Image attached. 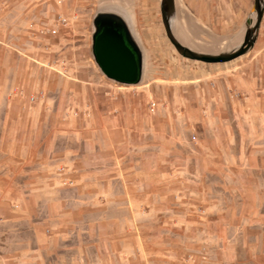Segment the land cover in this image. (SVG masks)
Returning <instances> with one entry per match:
<instances>
[{"label": "rangeland", "instance_id": "obj_1", "mask_svg": "<svg viewBox=\"0 0 264 264\" xmlns=\"http://www.w3.org/2000/svg\"><path fill=\"white\" fill-rule=\"evenodd\" d=\"M118 7L136 84L92 55L95 16ZM0 179L6 264L38 259V229L50 264H264V41L206 64L176 52L160 0H0Z\"/></svg>", "mask_w": 264, "mask_h": 264}, {"label": "water", "instance_id": "obj_2", "mask_svg": "<svg viewBox=\"0 0 264 264\" xmlns=\"http://www.w3.org/2000/svg\"><path fill=\"white\" fill-rule=\"evenodd\" d=\"M251 19L246 24L241 43L228 51L218 54H206L193 51L181 44L175 37L172 22L175 16V0H160V16L165 35L176 52L184 59L206 64H219L233 61L248 53L256 42L259 28L264 16V0H253ZM99 10L97 15L102 14ZM103 28L96 38L92 36V55L101 72L113 81L121 84H136L141 79L143 57L140 48L133 40L132 28L128 24L117 22L114 25L104 17ZM251 21V23H250ZM126 27V28H125ZM135 43V44H134Z\"/></svg>", "mask_w": 264, "mask_h": 264}, {"label": "crops", "instance_id": "obj_3", "mask_svg": "<svg viewBox=\"0 0 264 264\" xmlns=\"http://www.w3.org/2000/svg\"><path fill=\"white\" fill-rule=\"evenodd\" d=\"M179 1L181 3L183 2L182 0H178V10H177V0H175V16H174V19L172 22V29H174V25L176 24V22L179 19V13H178V12H180ZM240 1L241 0H186L185 2L182 3L185 7L187 6L186 8L188 9V11L191 13V15L194 17V19L198 20V22L201 24L202 27L209 30L210 33H212L213 35H216L217 37H221V38L227 37L228 38V39L226 38L228 40V42H227V40L225 41V39H220L217 41L216 40L214 41L213 39H211V41L206 40L205 42L212 44L211 47H209V49H211V50L210 51H199V52L211 54V55L218 54V53L223 52V51L231 50V49L237 47L241 43V42L236 43L234 41L235 36L238 34V32L242 28V19L241 18L237 19L236 14L234 15V20H235L234 25H235V27L238 28V30H234L232 32L234 34H232L230 37H228L229 35L226 34V32L219 31L222 28L228 27V23L225 22L227 20V18H225L220 13H222V12H230V13L234 12V13H236L238 10L237 6L240 5ZM206 4H207V6H209V7H207V11L211 13L210 16H208L207 14L204 13L203 8H205ZM102 10H104V9H102ZM202 13H204V14H202ZM205 19H207V21H209V22L206 23ZM179 27L183 30V32L184 31L188 32V35H190V39H191V42H193V44L199 45V46L202 45L201 44L202 41H200L201 39L196 37V35L198 36L197 33H195V36H193L189 32V30L187 29V26L184 24H180ZM263 29H264V16H263V19H262V22H261V25L259 28V32H258V35L256 38V42L254 44V50L259 45L263 44V41H264ZM204 34H206V33H204ZM195 38H197V39H195ZM193 51H195V50H193ZM196 51L198 52V50H196ZM0 181H1V179H0ZM34 234H35V241L37 243L36 249L34 250V252L38 256L40 255L39 253L42 252V255H40L41 259H39L40 256L39 257L37 256L38 259H36V260L34 259L32 264H50L49 260L47 258V256H50V250L47 249V245L43 244V240H42L43 234L41 235V232L39 229L35 230ZM11 257L13 258L15 256H11ZM0 264H6V263H4V260L2 259L1 255H0Z\"/></svg>", "mask_w": 264, "mask_h": 264}, {"label": "bare ground", "instance_id": "obj_4", "mask_svg": "<svg viewBox=\"0 0 264 264\" xmlns=\"http://www.w3.org/2000/svg\"><path fill=\"white\" fill-rule=\"evenodd\" d=\"M179 6H180V14H182L181 15V20H182V23L183 22H186V24L185 23H183L184 25H186L187 26V29L189 30V32L193 35V36H195V33H197L198 34V36L196 35V37H198V38H200L201 36H200V31L199 30H197L196 28H195V25H198L199 24V22H198V20H196V19H194V17L191 15V13L188 11V9L179 1ZM118 11H120V12H122L123 14H124V17H127V19H128V24L130 25V29L132 28L131 26H132V23H131V21H130V19H129V16H128V12H127V10L126 9H124V8H119L118 7V9H117ZM177 10H178V0H177ZM193 14V13H192ZM250 23H251V21H250ZM246 27H247V25L246 26H243L242 28H241V33H240V35L239 34H237L236 36H235V39H234V41L236 42V43H240L241 41H242V38H243V35H244V32H245V29H246ZM186 29V30H187ZM195 29V30H194ZM185 32V31H184ZM183 32V30L179 27V24H178V22H176V24L174 25V29H173V33H174V35H175V37H176V39L180 42V43H182L183 45H185V46H187V47H189V48H191L192 50H198V52L199 51H206V50H204L203 49V47H205V48H209V47H211V43L209 44L208 42H205L206 40H203V38L201 37L200 39V41H202V45L201 46H199V45H195V44H193V42H191V39L189 38L190 37V35H188V32L186 31L185 33ZM132 34H133V40H134V42H136V44L138 45V47L140 48V51H141V53H142V57H143V59H144V51L142 50V48L140 47V45H139V41H138V39H137V37H136V34L132 31ZM192 36V37H193ZM208 36L211 38V39H213L214 41L216 40H220V39H223V38H220V37H217V36H215V35H213L212 33H209L208 34ZM195 39H197V38H195ZM227 39H225V41H226ZM227 42H228V40H227ZM218 45V44H217ZM230 45V44H229ZM214 46V45H213ZM209 53V52H208Z\"/></svg>", "mask_w": 264, "mask_h": 264}, {"label": "flooded vegetation", "instance_id": "obj_5", "mask_svg": "<svg viewBox=\"0 0 264 264\" xmlns=\"http://www.w3.org/2000/svg\"><path fill=\"white\" fill-rule=\"evenodd\" d=\"M104 17H108L111 20L110 22H112L116 26H117V22H120L124 26L127 25L128 29H129V25L126 24V21H124L125 17H124V14L122 12H120V11H118L116 9H113V8H105L103 10L102 14L96 15L95 18H94V22H93V26H94L93 37L94 38L97 37V35L100 33L101 29L103 28L102 24L105 21Z\"/></svg>", "mask_w": 264, "mask_h": 264}]
</instances>
